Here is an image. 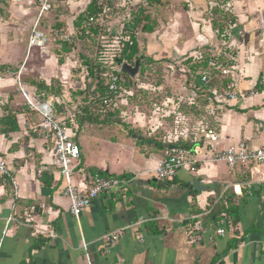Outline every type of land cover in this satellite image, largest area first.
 <instances>
[{"label":"crops","instance_id":"crops-1","mask_svg":"<svg viewBox=\"0 0 264 264\" xmlns=\"http://www.w3.org/2000/svg\"><path fill=\"white\" fill-rule=\"evenodd\" d=\"M35 1L0 0V118L14 114L19 128L7 138L0 132V159L17 184V192L9 181L0 184V264H87L85 253L92 264H264V163L229 168L202 161L171 181L155 174L171 150L200 151L208 132L218 135L217 150L239 142L264 149V0H97L109 4L117 36L121 18L130 21L140 7L152 26L136 31L137 57L146 63L141 79L134 78L129 95L117 100V114L102 124L77 118L79 93L88 88L91 97L93 82L75 46L65 52L68 45L49 37L43 49L28 50L38 13L28 3ZM92 1L51 0L39 30L63 29L79 40L84 24L77 27V18ZM215 8L224 14L220 34ZM196 67L200 75L209 70L211 92L200 82L202 94L192 103ZM20 70L29 95L53 103L80 148L74 184L86 190L95 174L129 182L99 195L78 218L64 196V178L51 166L53 141L40 136L41 117L18 90ZM34 82L52 89L40 92ZM40 168L48 185L37 176ZM233 206L237 225L227 213ZM197 222L201 240L193 242ZM117 232L119 240L107 245L105 237ZM233 238L239 245L227 252Z\"/></svg>","mask_w":264,"mask_h":264},{"label":"built area","instance_id":"built-area-1","mask_svg":"<svg viewBox=\"0 0 264 264\" xmlns=\"http://www.w3.org/2000/svg\"><path fill=\"white\" fill-rule=\"evenodd\" d=\"M29 6L36 5L38 8L37 18L33 24L30 35L27 41L28 50L32 48L43 49L48 42V38H53L56 42L60 44H66L68 46H73L77 43V37L75 34H71L63 29H51L47 34L39 30L40 20L52 9L51 0H36L35 2H29ZM106 13V11H105ZM128 17L121 18L118 24L120 35L117 36L111 33V19H106L105 16H100L98 18H89V22L84 24V26L77 33L78 36L83 34L88 39H93L94 34L90 27L97 26L98 34L96 35V43L102 47L103 51L99 52L103 57V64L110 72L108 90L110 94L114 97L113 100L105 99L103 101L106 107H111L114 109L117 107V100L122 95H129L128 91H125L123 84L126 83L125 74L122 73V64L116 63L115 58L120 57V40L122 34V25ZM126 23V22H125ZM137 36V32L134 33ZM79 38V37H78ZM125 42L129 46L133 45V41L125 39ZM209 68L218 69L215 60H210L208 62ZM223 75H227L228 71L226 69L220 70ZM210 78V72L205 71L201 73L200 82L208 92L211 89L208 88ZM262 82H264V77H262ZM17 86L21 93L27 107L38 113L41 117V123L39 125V134L44 139H49L53 141V156L51 161V166L57 170L60 175L65 180L64 196L68 198L70 202V213L78 218L81 213L88 208L93 201H95L99 195L105 193H112L118 191L129 185L126 180L118 178H109L103 176L102 174H95L92 178V184L90 188L84 190L74 184L72 179L73 168L72 165L75 161L80 158V148L77 144L73 142L68 134V127L64 119L60 118L53 106V103L48 100H40L32 98L26 90L25 85L21 81V70L17 74ZM203 89V88H202ZM201 90L195 88L191 91L190 97L192 103L200 97ZM253 95V93H251ZM230 99H235L236 95L234 93L229 94ZM206 119H203V124ZM206 131H209L208 127H205ZM205 131L203 130L202 133ZM209 133V132H208ZM205 135L207 140L202 142V148L200 151H192L188 148H175L171 150L166 158L158 165L155 170L157 178L163 181H171L176 176L177 172L188 168L191 171L195 170V165L202 161H209L212 163H224L229 168H234L238 165H249L251 163L260 165L264 163V149H251L244 142H239L236 145L230 146L224 150H217L214 146L218 141V135L212 133L211 135ZM206 144V145H205ZM196 152V153H195ZM200 156H203L201 160ZM43 169H39L37 176L42 175ZM0 176L3 177L4 183L10 182L17 192V184L13 180L10 174V170L7 164L0 159ZM17 194V193H16ZM34 209H31V213ZM30 217V215H29ZM201 223L197 222L194 226L192 232V241L198 242L201 240ZM219 235H224L225 230L219 229L217 232ZM121 236L120 232L111 234L105 237V242L107 245H112L115 241L119 240ZM86 251V246H83ZM85 259L87 264H92L90 262L89 256L85 253Z\"/></svg>","mask_w":264,"mask_h":264},{"label":"trees","instance_id":"trees-1","mask_svg":"<svg viewBox=\"0 0 264 264\" xmlns=\"http://www.w3.org/2000/svg\"><path fill=\"white\" fill-rule=\"evenodd\" d=\"M160 0H148L150 4H155L159 2ZM144 8L140 7L135 13H133L131 20L123 23L122 25V34H121V40H120V57L115 58V62L118 64L122 63H127L134 65L135 61H138L137 53H138V48L137 44L135 41V36L134 33L140 29V31L144 33H149L152 31V26H150V19L149 17H145L144 15ZM110 11L109 9V4L104 3L101 5H98L97 0H93L86 10L80 14L77 18V27H80L82 24H87L89 22V18H98L100 16H105L106 19H110L106 13ZM212 15L213 17H221L224 14L218 8H215L212 10ZM217 19L214 21V28L218 30V33H221V29L223 28L224 24L221 23V18ZM144 23V24H143ZM91 31L94 34L93 39H88L87 37L83 34L78 41L83 42L88 46L91 56H82L81 58V65L85 68L86 75L85 77L88 79H91L93 82V91L91 92V97H88V92L89 89L86 88L82 92L79 93V95L82 98L81 100V106H80V115L77 117L82 121L83 123H88V124H102L106 122V118H112L114 117L117 112L115 109H112V106L110 108L106 107L103 103L105 99L108 100H113L115 96L110 94L108 90V85H109V78H110V72L106 68V65L103 64V57L99 53L103 51L102 47L99 46L96 43V35L98 34V27H90ZM125 39H129L133 41V45L129 46L127 42H125ZM74 46V45H73ZM73 46H63V49L65 52H70L73 49ZM144 62V60H141V65ZM141 72V71H140ZM144 70L141 72L143 73ZM199 68H193V75L195 76L196 83L198 84V88L200 89V73ZM126 78V83L123 84V87L125 88V91H130L133 87H135V82L134 78L131 79L125 75ZM40 92H45L49 93L51 88H48L44 83H33ZM210 88V85L208 86ZM54 91V90H53ZM204 91H208V89H205ZM199 94H202L199 92ZM137 95V94H135ZM133 95V97L135 96ZM135 98V97H134ZM207 104L204 103L203 107ZM195 111V110H194ZM116 112V114H114ZM200 110L196 111V114H199ZM103 117V120H100ZM119 121V120H118ZM18 123L17 119L15 118L14 114H7L6 116L0 118V132L1 134L5 135L7 138L10 133L17 132L18 131ZM131 133V132H130ZM48 175L44 173L41 177V181L43 184L48 185L49 183ZM3 177L0 176V184H2ZM7 183V182H6ZM8 185V184H6ZM228 204H232V200L227 201ZM230 211V210H229ZM228 213V216L231 217L233 220V225H237L238 223V208L233 206L231 208V211ZM240 240H236L235 238L230 240V243L227 247V252L233 249H236L239 245Z\"/></svg>","mask_w":264,"mask_h":264},{"label":"water","instance_id":"water-1","mask_svg":"<svg viewBox=\"0 0 264 264\" xmlns=\"http://www.w3.org/2000/svg\"><path fill=\"white\" fill-rule=\"evenodd\" d=\"M141 67V60H138L135 62L134 65H130V64H123L122 66V73L125 74L127 77L133 79L135 78L140 70ZM196 183H194V188L196 189Z\"/></svg>","mask_w":264,"mask_h":264},{"label":"rangeland","instance_id":"rangeland-1","mask_svg":"<svg viewBox=\"0 0 264 264\" xmlns=\"http://www.w3.org/2000/svg\"><path fill=\"white\" fill-rule=\"evenodd\" d=\"M76 44L74 46L76 48L75 50H77L76 51V57L78 59L81 60L82 56H84V57L85 56H91L92 53H90V50H89V48H87L88 46H86L85 43H83V42H77ZM145 66H146V63L143 62L142 65H141V72L144 70ZM141 77H142L141 74H138L137 75V78H140L141 79Z\"/></svg>","mask_w":264,"mask_h":264}]
</instances>
